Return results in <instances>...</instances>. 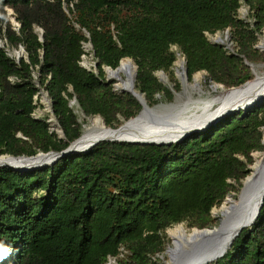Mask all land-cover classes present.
I'll return each instance as SVG.
<instances>
[{
	"label": "trees",
	"instance_id": "1",
	"mask_svg": "<svg viewBox=\"0 0 264 264\" xmlns=\"http://www.w3.org/2000/svg\"><path fill=\"white\" fill-rule=\"evenodd\" d=\"M243 1L252 23L237 16L241 0H0V157L64 150L82 130L74 99L109 128L134 118L140 105L115 92L103 71L124 58L137 66L135 88L150 107L173 99L155 76L175 63L172 47L185 57L189 80L205 72L227 89L250 81L244 60L264 63L254 48L264 0ZM225 30L233 53L206 37ZM85 43L97 72L80 65ZM20 47L27 58L17 62L7 51ZM41 90L65 141L32 116ZM263 112L264 102L170 146L103 142L45 169L0 168V264H165L157 256L166 229L212 228V208L238 195L252 153L264 150ZM210 264H264V203L254 225Z\"/></svg>",
	"mask_w": 264,
	"mask_h": 264
},
{
	"label": "water",
	"instance_id": "2",
	"mask_svg": "<svg viewBox=\"0 0 264 264\" xmlns=\"http://www.w3.org/2000/svg\"><path fill=\"white\" fill-rule=\"evenodd\" d=\"M9 12L13 14L12 11L9 10ZM16 26L19 27V24L16 23ZM38 31H39V39L40 41H43V31L42 29H39ZM85 36L89 38V35L86 32H85ZM212 44L222 45L223 42L220 39V37L217 36L215 42ZM89 45L92 48L90 43ZM2 47L3 44H0V48ZM19 52L25 53L22 47H20ZM179 56L180 54L177 55V57ZM20 59L21 57L19 56V54H17L16 61L19 62ZM124 60L132 64L134 68L133 79L135 81L137 66L130 58H124L120 60L118 66H120L121 62ZM181 61L183 65L180 66V69L182 70L184 79L188 80L189 78L187 75V69L185 67L184 56L181 57ZM244 64L249 67L251 73L254 75V80H255L256 76L253 71L254 65L248 63L246 60H244ZM95 68H97V63L95 65ZM108 70H114V69H111L110 67H106L103 69L107 77L106 81L108 82L109 80H115V79H109L107 74ZM155 76L162 85L165 86L167 84V77L165 76L163 71H159ZM209 82H210L209 85L210 88H212L213 85L222 87V85L220 84L219 85L212 84L211 80H209ZM248 82L244 83L239 87H243ZM113 87H114V91L117 93L130 94L141 107L140 112L134 118L129 119L128 121L124 122L122 125L117 127L116 131H120L123 129L125 130L126 128H133L138 124H142L143 126H152V127L153 126L160 127L163 125L171 124L173 119L175 118V113L169 111V109L167 108L173 105H177L176 102L178 100V96L184 93L181 84L182 87L181 92L176 93L173 90H171L172 94L174 95V103L171 104L161 103L153 107H150L146 101L145 95L143 93H140L138 90L137 92L139 93V95L143 97L142 100H140L137 97V95L131 90L118 91L116 85H114ZM42 97L45 98L47 102H49V106H50L49 112L51 114V118H53V121L51 119L48 123V126L51 123V127L49 126V129L50 131H54L59 139H63L64 133L58 125V122L54 115V111L52 109V102L48 97L47 92L43 91ZM263 102H264L263 100L252 101L247 104L245 102L243 106L223 110L214 117H212L210 120L198 124L193 128L181 129L175 133L166 134L159 139L138 137L137 135L127 139H116L108 136L86 139L84 137V134L82 133L77 139L69 143L68 146L60 152H53V151L38 152L36 155L29 157L9 156L11 159H20V158H25L28 160L31 159V162L29 163V165L25 167L21 166L18 169L12 167H7V168H11L19 173H26L39 169H45L48 167H52L60 159L70 156L72 154L88 153L95 146L103 142L126 143V144L140 145V146H170L183 141L191 134L201 133L210 129L212 126L216 125L220 120L224 119L225 117L232 116L236 112L242 111L244 114L248 109L252 108L257 104L261 105ZM71 104H73L78 108L75 99ZM102 121L104 122L103 119ZM262 145L264 146L263 139H262ZM255 164L256 161L254 160L252 167L249 168L250 175L247 176L242 182V187L237 196L236 204L230 207V210L227 213L224 220L219 221L218 225L213 228H204V229L193 228L190 231L188 239H186L184 242L176 243V244L171 242L172 248L169 247L164 252L167 257V261H169L170 263L166 262L165 264H210L216 262L217 260L224 257V255L227 253L229 248L232 246L234 240L241 234V232L244 229L250 228L252 225H254L257 218L259 217L260 210L264 203V151H263V155L259 159L256 166ZM4 167L5 166H0V168H4ZM230 197L231 196H227L225 198V201ZM210 213L212 216L213 213L212 212Z\"/></svg>",
	"mask_w": 264,
	"mask_h": 264
},
{
	"label": "bare ground",
	"instance_id": "3",
	"mask_svg": "<svg viewBox=\"0 0 264 264\" xmlns=\"http://www.w3.org/2000/svg\"><path fill=\"white\" fill-rule=\"evenodd\" d=\"M261 49L264 51V44L261 45ZM177 65L182 66V61L179 60L177 62ZM253 71L256 79L248 82L243 87L223 89L222 87L213 85L211 88L213 94L210 92L206 93L204 90H202L200 85V74H196L193 77L192 82H190L184 79L181 71H177V76L181 81L184 93L178 96V100L176 102L177 105H173L167 108L169 109V111L175 113V118L173 119L171 124L163 125L160 127L143 126L142 124H138L133 128H126L125 130L123 129L120 131H116V128L114 129L106 127L101 118L94 116L87 119L88 122L84 124V130L82 133L84 134V137L86 139H93L104 136L113 137L116 139H127L136 135L138 137L159 139L166 134H172L181 129L193 128L198 124L210 120L212 117L223 110L243 106L245 102L247 104L257 100L264 101V74H259L255 66L253 67ZM122 73L125 79H122L120 77ZM107 74L109 79H115L118 82L116 84V88L118 89V91L131 90L137 95L140 100L143 99V97L139 95L135 88V81L133 79L134 68L131 63L124 60L116 69L108 70ZM44 100L43 101L46 102V108L49 112V102H47L45 98ZM255 106L248 109L247 111L253 109ZM262 131L264 140V129ZM262 155L263 152L260 153L258 159L256 158V164L258 163ZM30 162L31 159H11L9 156L0 157V166L5 167L18 169L21 166L25 167L29 165ZM236 201L237 199L235 200L231 196L225 201V203L220 207L219 210L214 211V214L216 215V217L218 216L219 221L224 220L230 210V207L235 205ZM189 234L190 232H187V230L182 225L168 230V237L170 238L171 242L175 244L184 242L186 239H188ZM167 262L170 263L169 261Z\"/></svg>",
	"mask_w": 264,
	"mask_h": 264
},
{
	"label": "rangeland",
	"instance_id": "4",
	"mask_svg": "<svg viewBox=\"0 0 264 264\" xmlns=\"http://www.w3.org/2000/svg\"><path fill=\"white\" fill-rule=\"evenodd\" d=\"M8 14L9 16H11L12 14L9 12L8 10ZM238 18L239 19H242L245 23H252V18L250 17V11L248 9V7L245 5L244 1L241 0V6L238 10ZM11 19V22L14 26H16V22L14 21L13 18H10ZM217 36L221 37L220 39L222 40L223 44L221 45L224 50H226L228 53H233V51L235 50L236 48V44L234 43V41L232 40V37H231V33L229 30H225V31H222V32H217V33H214V34H206V37L208 39L209 42L211 43H214ZM264 27L260 30L259 33H257V40L254 44V48H257L258 49V52L259 53H264V51L261 49V45L264 44ZM0 44H2V41L0 40ZM88 48V49H87ZM20 49L18 50H11V51H7L8 55H10L11 58H14L15 60L17 59V54H19V56L21 58H24L26 59V55L24 53H20L19 52ZM83 50L85 52V55L82 56V59H81V63L80 65L87 69L88 71H93V72H97L96 71V68H95V65H96V61L94 59V55H93V51H92V48L90 47L89 43H85L83 44ZM171 51L176 55V61L175 63L173 64V66L169 69V71L167 72H164L165 76L168 77L167 78V84L164 86L165 89L169 92H171V90H173L174 92L176 93H179L181 92V81L180 79L178 78L177 76V71H181L182 70L180 69V66L177 65V62L179 60H181V57L183 55L180 54V51L178 50L177 47H172L171 48ZM180 54L179 57H177V55ZM178 60V61H177ZM256 69H257V72L259 74H264V63H256V64H253ZM158 73V72H157ZM157 73H155V75H157ZM198 75L200 74L201 75V79H200V85H201V88L202 90H204L206 93L207 92H210L212 93L211 91V88L209 87L210 85V82L206 81V77H207V74L205 72H196L192 77L191 79L188 81L192 82V79L195 75ZM252 74V73H251ZM106 77V75H105ZM120 77L122 79H125L123 73L120 75ZM107 78V77H106ZM203 78V79H202ZM254 80V75L252 74V79L250 81ZM109 83L113 82V86L116 85L118 82L116 80H109L108 81ZM212 84H216V83H213ZM219 85V84H218ZM177 87V90L175 89ZM223 89H227L225 88L224 86H222ZM172 93V92H171ZM213 94V93H212ZM215 94V93H214ZM43 95V90H41L39 92V94L35 97V103L37 105V108L36 110L34 111L33 113V118L35 119H40V120H46L47 124L49 123V121L51 120V114L50 112H48L47 108H46V102H44V98L42 97ZM163 96H165V94L163 93L162 94ZM160 98V97H158ZM44 100V101H43ZM183 100V99H182ZM73 102V100L70 102V104ZM45 103V104H44ZM171 103H174V95H173V99L171 102L169 103H164V104H171ZM71 106H73V104H71ZM74 107V111L76 112L77 114V118H78V122L82 124V130H81V134L84 130V124L87 123V119L88 118H91V117H85L81 111L75 107ZM263 115H264V112H263ZM99 117V116H97ZM101 118V117H99ZM102 120V118H101ZM52 121H53V118H52ZM104 123V122H103ZM123 124V123H122ZM121 124V125H122ZM105 125V124H104ZM49 126L51 127V123L49 124ZM55 129V128H54ZM264 129V127L261 129V131ZM262 139H263V131H262ZM63 140L65 141V138H63ZM264 147V146H263ZM263 152V151H262ZM261 152V153H262ZM259 155H260V152H253L252 153V158L253 160H257L259 158ZM257 158V159H256ZM252 166H250L251 168ZM228 183L231 184V185H235V183L233 181H230L228 180ZM239 194V193H238ZM228 196H232L233 199H237V194L235 193H230ZM225 203V199L221 201V203L215 205L211 212L213 213V215L211 216L214 220H216V224L213 226V227H216L218 225V222H219V219H218V216L216 217V215L214 214V211L215 210H219L220 207ZM179 225H182L186 230L187 232H190L193 228H189L188 225L186 223H182V224H178V225H175L173 227H170L168 229H166L164 231V240L166 242V249L171 247V240L170 238L168 237V230L170 229H173L174 227L176 226H179ZM212 227V228H213ZM166 255L165 253H163L162 255H158L157 258L160 260V262L162 263H166L167 262V257L165 259ZM106 264H117L116 263V260L115 259H109L108 262Z\"/></svg>",
	"mask_w": 264,
	"mask_h": 264
},
{
	"label": "built area",
	"instance_id": "5",
	"mask_svg": "<svg viewBox=\"0 0 264 264\" xmlns=\"http://www.w3.org/2000/svg\"><path fill=\"white\" fill-rule=\"evenodd\" d=\"M24 54H25V53H24ZM10 81H11V82H13V80H12V79H10ZM32 116H33V115H32Z\"/></svg>",
	"mask_w": 264,
	"mask_h": 264
}]
</instances>
